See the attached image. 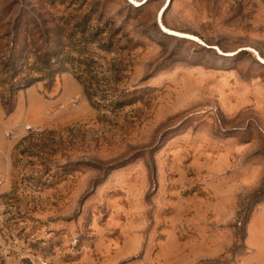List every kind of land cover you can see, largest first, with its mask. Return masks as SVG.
I'll list each match as a JSON object with an SVG mask.
<instances>
[{
	"label": "rangeland",
	"instance_id": "rangeland-1",
	"mask_svg": "<svg viewBox=\"0 0 264 264\" xmlns=\"http://www.w3.org/2000/svg\"><path fill=\"white\" fill-rule=\"evenodd\" d=\"M50 1L0 0V63ZM87 1L139 100L102 123L72 71L0 97V264H264V0Z\"/></svg>",
	"mask_w": 264,
	"mask_h": 264
},
{
	"label": "trees",
	"instance_id": "trees-1",
	"mask_svg": "<svg viewBox=\"0 0 264 264\" xmlns=\"http://www.w3.org/2000/svg\"><path fill=\"white\" fill-rule=\"evenodd\" d=\"M57 4L59 1H50L47 5L48 15L42 19L27 21L25 26L18 22L13 53L8 60L0 63L4 73L10 74L12 82L10 85L6 83L0 90V97L5 104L13 103L19 88L41 80L51 84L60 73L72 71L89 101L98 110L99 121L111 123L113 114L139 99L131 97L127 88L120 87L118 79L127 67H121L115 59L111 66H104L102 62L105 58L96 49L101 47L109 51L117 43L134 46L135 41L128 32L120 33L122 31L117 30L114 19L105 17V6L91 5L87 0H72L64 3L72 10L71 13L60 16L51 10L56 9ZM21 33L24 35L25 49L17 54ZM119 35L120 39H117ZM13 109L14 106L9 112ZM45 132L55 134L56 131ZM84 134L80 126L67 127L66 134L60 133V145L76 141Z\"/></svg>",
	"mask_w": 264,
	"mask_h": 264
},
{
	"label": "built area",
	"instance_id": "built-area-1",
	"mask_svg": "<svg viewBox=\"0 0 264 264\" xmlns=\"http://www.w3.org/2000/svg\"><path fill=\"white\" fill-rule=\"evenodd\" d=\"M29 127H31V126L29 125ZM43 264H49V262L46 261V262H43Z\"/></svg>",
	"mask_w": 264,
	"mask_h": 264
}]
</instances>
